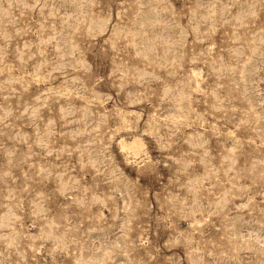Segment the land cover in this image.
Returning a JSON list of instances; mask_svg holds the SVG:
<instances>
[{
    "label": "rangeland",
    "instance_id": "374dc122",
    "mask_svg": "<svg viewBox=\"0 0 264 264\" xmlns=\"http://www.w3.org/2000/svg\"><path fill=\"white\" fill-rule=\"evenodd\" d=\"M83 4L0 0V264H264V0Z\"/></svg>",
    "mask_w": 264,
    "mask_h": 264
},
{
    "label": "clouds",
    "instance_id": "9594fccd",
    "mask_svg": "<svg viewBox=\"0 0 264 264\" xmlns=\"http://www.w3.org/2000/svg\"><path fill=\"white\" fill-rule=\"evenodd\" d=\"M138 3L139 0H106V7L108 9L107 15L110 17L112 14V10L115 9L117 11L118 17L120 18L119 23L122 25L121 30L126 31L128 36L136 34L133 30L137 29L138 22L136 19V14L132 12V9ZM96 6H98L97 0H86V4L81 5V7H86L87 11L81 12L80 15L76 17V19L77 20L88 19L90 22H93V16L95 14L92 12V8ZM253 15H255V13H253ZM177 27H179V25H177ZM237 39H239V37ZM180 51H182V49ZM177 54L178 53H174V55ZM200 58L205 59V54L201 53ZM169 63H172V61H169ZM105 151H106L107 162L112 168H118L121 164H123L125 167L129 166L128 158L125 156V154L122 151L120 152L119 160H117L114 157L113 153L110 150H105ZM160 151L163 152L164 149L162 148L160 149ZM144 200L147 201V194L144 195ZM140 206L144 208H148L147 203L140 204ZM121 210L127 212L128 208L125 207L124 209ZM101 219L103 220L104 218L101 217Z\"/></svg>",
    "mask_w": 264,
    "mask_h": 264
}]
</instances>
